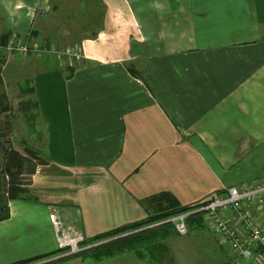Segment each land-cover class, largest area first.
Instances as JSON below:
<instances>
[{
    "label": "crops",
    "instance_id": "1",
    "mask_svg": "<svg viewBox=\"0 0 264 264\" xmlns=\"http://www.w3.org/2000/svg\"><path fill=\"white\" fill-rule=\"evenodd\" d=\"M3 35L83 56L0 42L12 145L41 153L0 220V264L58 252L52 210L89 239L264 181V0H0ZM248 209L264 229V207ZM43 264L253 263L203 216L133 251Z\"/></svg>",
    "mask_w": 264,
    "mask_h": 264
},
{
    "label": "built area",
    "instance_id": "2",
    "mask_svg": "<svg viewBox=\"0 0 264 264\" xmlns=\"http://www.w3.org/2000/svg\"><path fill=\"white\" fill-rule=\"evenodd\" d=\"M4 48L7 52L22 56L51 54L59 60H79L83 56L76 46L19 42L13 38L7 41ZM250 204L264 207V181L257 180L249 187L228 186L215 190L211 192L205 203L143 228L153 227L163 222H172L178 233L186 234L188 231L187 216L194 212H202L222 243L253 264H264V229L259 220L249 211L248 205ZM228 215H232L233 218L230 219ZM49 218L58 252L52 258L37 260L31 264L45 263L103 242H87L83 232L65 222L55 210L50 212Z\"/></svg>",
    "mask_w": 264,
    "mask_h": 264
},
{
    "label": "trees",
    "instance_id": "3",
    "mask_svg": "<svg viewBox=\"0 0 264 264\" xmlns=\"http://www.w3.org/2000/svg\"><path fill=\"white\" fill-rule=\"evenodd\" d=\"M8 36L3 35L0 42L3 46L6 45ZM9 110L6 93L3 88V81L1 78V64H0V112ZM13 116L6 115L3 124L0 123V220L9 216L8 203L3 205V183H6L7 198H17L26 196V185L31 181V175L35 171L36 161L39 159L41 153L37 149H32L28 146L24 147V153L16 150L12 145V122ZM3 148V149H2ZM5 176V180L3 179ZM207 200L192 205H177L174 203L168 206L167 209L151 215L144 220L127 224L107 232L95 235L87 242L103 241L90 248L83 249L74 254H68L57 260H65L72 257L86 258L90 257L95 261L103 258L112 257L123 253L125 251H133L141 246H146L152 241H158L169 235L176 233L175 226L172 222H163L153 227L143 228L150 224L160 222L173 215L183 211L193 209L195 206L205 203ZM187 223L201 224L203 222V213L194 212L187 216ZM143 228V229H141ZM58 251V250H57ZM43 257L29 258L19 260L10 264H31ZM43 264V263H41Z\"/></svg>",
    "mask_w": 264,
    "mask_h": 264
},
{
    "label": "water",
    "instance_id": "4",
    "mask_svg": "<svg viewBox=\"0 0 264 264\" xmlns=\"http://www.w3.org/2000/svg\"><path fill=\"white\" fill-rule=\"evenodd\" d=\"M3 149V148H2ZM3 179L5 180V176H3ZM8 198L6 194V183H3V205L7 204Z\"/></svg>",
    "mask_w": 264,
    "mask_h": 264
},
{
    "label": "rangeland",
    "instance_id": "5",
    "mask_svg": "<svg viewBox=\"0 0 264 264\" xmlns=\"http://www.w3.org/2000/svg\"><path fill=\"white\" fill-rule=\"evenodd\" d=\"M3 121H4V116H3L2 112H0V123L3 124Z\"/></svg>",
    "mask_w": 264,
    "mask_h": 264
}]
</instances>
